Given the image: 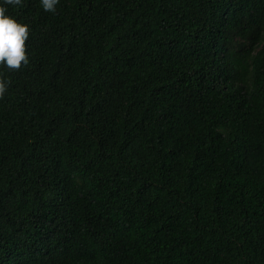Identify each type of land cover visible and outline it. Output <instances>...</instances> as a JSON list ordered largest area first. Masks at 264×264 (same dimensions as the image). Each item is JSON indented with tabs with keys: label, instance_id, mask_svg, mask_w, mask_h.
Segmentation results:
<instances>
[{
	"label": "trees",
	"instance_id": "16d2710c",
	"mask_svg": "<svg viewBox=\"0 0 264 264\" xmlns=\"http://www.w3.org/2000/svg\"><path fill=\"white\" fill-rule=\"evenodd\" d=\"M0 7V264H264V0Z\"/></svg>",
	"mask_w": 264,
	"mask_h": 264
},
{
	"label": "clouds",
	"instance_id": "9594fccd",
	"mask_svg": "<svg viewBox=\"0 0 264 264\" xmlns=\"http://www.w3.org/2000/svg\"><path fill=\"white\" fill-rule=\"evenodd\" d=\"M45 11L54 12L57 0H40ZM7 4H19L21 0H5ZM28 26L17 20L0 7V64L18 69L21 63L27 64L25 42L28 38ZM7 82L0 80V95L6 91Z\"/></svg>",
	"mask_w": 264,
	"mask_h": 264
}]
</instances>
